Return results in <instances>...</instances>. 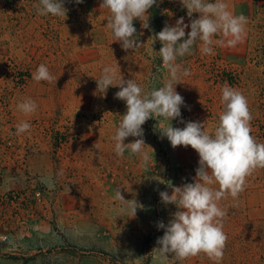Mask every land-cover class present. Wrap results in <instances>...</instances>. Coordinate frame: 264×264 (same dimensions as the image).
Wrapping results in <instances>:
<instances>
[{"label":"rangeland","instance_id":"obj_1","mask_svg":"<svg viewBox=\"0 0 264 264\" xmlns=\"http://www.w3.org/2000/svg\"><path fill=\"white\" fill-rule=\"evenodd\" d=\"M100 3H81L91 33L78 23L57 26L60 37L52 39V50L48 44H37L34 22L25 24L20 15L12 18L0 10V264H264L257 245L244 241L247 222L264 219V197L258 192L238 200L235 211L226 210L222 259L204 253L183 261L171 255L163 262L155 258L152 250L163 235L156 224L161 220L167 224L177 210L175 205H164L159 192L171 194L169 183H186L177 172L179 154L166 137L161 138L158 121L150 118L142 125L147 160L129 151L117 156L111 137L126 104L114 98L118 87L109 86L103 96L93 93L106 66L113 67L117 76L135 80L145 91L162 86L168 72L163 65L162 70L154 68L162 60L153 58L149 30L142 29L138 19L134 27L138 34L143 32L138 37L146 43L143 48L126 52L120 43L112 42L111 30L105 26L109 13L99 9ZM231 4L235 15L252 13L251 0H231ZM159 6L166 22L174 25L178 18L171 0H159ZM246 43L245 32L235 46L217 44V54L228 63L242 65ZM152 47L159 51L161 44L157 41ZM40 64L57 80H33ZM182 82L176 91L183 96L182 107L191 121L197 113L195 105L199 101L208 105L211 97L202 95L206 87L200 80L182 78ZM29 98L38 107L25 114L18 105ZM205 117L207 123L213 119L207 112ZM21 122L31 128L17 135L16 125ZM43 127L50 130L49 140ZM205 130L211 133V125ZM134 139L128 137L125 143ZM194 177L195 173L188 182H194ZM117 188L125 199L144 205L134 218L119 211Z\"/></svg>","mask_w":264,"mask_h":264},{"label":"clouds","instance_id":"obj_2","mask_svg":"<svg viewBox=\"0 0 264 264\" xmlns=\"http://www.w3.org/2000/svg\"><path fill=\"white\" fill-rule=\"evenodd\" d=\"M74 2L81 4L84 0ZM156 3L157 0H101L99 9H107L109 13L105 17V26L111 30L112 42L120 43L126 52L143 48L146 43L138 39L143 32L137 33L134 20L141 22L142 29H150L149 10ZM180 3L187 10L190 22L185 23L184 17L176 19L174 25L165 22L162 30L147 40L150 41L153 58L159 56L168 72L163 85L145 91L135 80L117 76L113 67L106 66L100 78L96 79L97 88L93 94L103 96L109 86L118 87L114 98L126 104V112L120 115V122L111 137L115 141L117 156L123 157L125 151H129L147 160L143 152L146 143L142 125L150 118L158 121L156 128L161 138L166 137L173 149L190 146L198 153L194 182L180 186L169 183L171 194L168 191L159 192L161 202L175 205L177 210L171 213L167 224L162 220L156 224L158 229L163 230V235L157 238L158 246L152 250L155 258L163 262L171 255L173 259L183 261L204 253L210 259L220 260L227 241L223 231V218L227 212L218 202L228 195L238 197L244 191L246 177L257 168L264 169V143L251 135L250 121L253 117L246 97L227 83L221 87L223 110L212 133L205 130V122L184 121L181 107L185 106V102L176 91V85L183 83L182 77L189 75V71L177 60L191 55L197 41L201 42L202 54H212L214 43L235 46L242 40L248 19L243 14L234 15L224 0H215L214 3L208 0H180ZM33 7L41 16L50 14L67 18L68 9L64 0H39ZM194 13L199 14L198 18L192 19ZM188 28L190 31L186 33ZM217 35L222 38L214 41L213 37ZM157 41L161 47L159 51H154L152 46ZM32 79L36 82L57 80L44 64L32 73ZM37 107L31 98L18 105L25 114L34 113ZM178 118L184 124L183 128L172 126L171 121ZM163 121L168 123L165 125ZM30 128L29 123L21 122L16 125V134ZM128 137L136 139L125 143ZM213 183H218L219 188L209 187ZM120 189L115 191V198L120 202L119 211L134 218L137 209L143 210L144 205L136 199H125Z\"/></svg>","mask_w":264,"mask_h":264},{"label":"trees","instance_id":"obj_3","mask_svg":"<svg viewBox=\"0 0 264 264\" xmlns=\"http://www.w3.org/2000/svg\"><path fill=\"white\" fill-rule=\"evenodd\" d=\"M101 1V0H100ZM175 0H171L173 4L174 13L177 18L184 17L189 20L187 16V10L182 7L181 3L176 5ZM208 2H215V0H208ZM228 4V10L233 12L235 15L231 0H224ZM39 0H0V10L3 11L4 16H21L20 19L27 24L28 21H32L36 24L34 29L35 37H37V44H48L53 46V40L55 38L59 40L57 35V26L60 28L62 25H69L78 23L81 27L84 26V31H93L87 26L84 21L86 14L81 11V4H76L74 0H64V6L68 9L67 18L53 17L50 14L46 16L38 15L36 9L33 7L34 4H38ZM252 13L247 17L248 23L246 25L247 43L244 53V60L242 65L231 64L224 61L217 54V44L214 43L212 54H201L198 47V41L193 46L195 47L194 52L191 55L178 58L177 63L181 64L183 68L188 69L189 75L182 77L183 79H195L204 83L202 95H208L210 103L208 105L202 104L200 101L195 105L197 113L191 121L205 122V126L208 128L211 125V133L214 131L215 126L218 123V111L223 110L221 105V87L227 83L229 86L238 89L247 99L249 109L253 119L250 121L251 135L254 136L258 142L264 143V0H251ZM149 24L150 29L148 35L151 36L154 33H158L164 27L166 18L159 6V0L149 10ZM198 13H194L192 19L198 18ZM8 18V17H7ZM11 18V19H12ZM87 26V27H85ZM49 31V33L47 32ZM48 33V34H47ZM51 33V34H50ZM51 35V36H50ZM214 41L219 39V35L213 37ZM140 40V38H139ZM141 41V40H140ZM154 68L158 70L163 69L161 62L154 63ZM119 91V90H117ZM115 91V93L117 92ZM201 95V97H202ZM217 98V100H214ZM217 101V102H216ZM207 114H212L213 119L207 123ZM182 119L184 121H190L188 119V112L185 107L181 108ZM179 119L172 120V124H178L181 128L184 124L179 122ZM103 120H107L105 117ZM120 122L117 121V125ZM165 125L168 121L164 122ZM115 125V126H117ZM152 123H150V126ZM48 138L50 130L48 127L41 128ZM99 131V130H98ZM44 137L45 139H47ZM47 140V141H48ZM47 146L51 147L48 143ZM172 150L179 154L178 169L177 172L185 178V182L189 183L188 180L194 175L195 170L198 166L199 156L198 153L190 146L183 147L178 146ZM190 181V180H189ZM209 187L218 189V183H213ZM258 192L264 197V169L257 168L252 172L251 175L246 177V183L244 191L241 192L238 197L233 198L230 195L226 198H222L218 204L224 210L235 211L237 208V201L246 198L249 193ZM257 222H247L244 234V241L247 245H257L259 253L261 255V262L264 263V219L258 220ZM230 239V238H229ZM247 264H255L248 262Z\"/></svg>","mask_w":264,"mask_h":264},{"label":"built area","instance_id":"obj_4","mask_svg":"<svg viewBox=\"0 0 264 264\" xmlns=\"http://www.w3.org/2000/svg\"><path fill=\"white\" fill-rule=\"evenodd\" d=\"M6 238H7L6 236H3V237H1V240L5 241Z\"/></svg>","mask_w":264,"mask_h":264}]
</instances>
